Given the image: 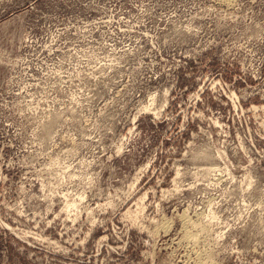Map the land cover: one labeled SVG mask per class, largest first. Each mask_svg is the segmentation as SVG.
<instances>
[{
    "label": "rangeland",
    "instance_id": "1",
    "mask_svg": "<svg viewBox=\"0 0 264 264\" xmlns=\"http://www.w3.org/2000/svg\"><path fill=\"white\" fill-rule=\"evenodd\" d=\"M0 264H264V0H0Z\"/></svg>",
    "mask_w": 264,
    "mask_h": 264
},
{
    "label": "bare ground",
    "instance_id": "2",
    "mask_svg": "<svg viewBox=\"0 0 264 264\" xmlns=\"http://www.w3.org/2000/svg\"><path fill=\"white\" fill-rule=\"evenodd\" d=\"M227 1H229V0H227Z\"/></svg>",
    "mask_w": 264,
    "mask_h": 264
}]
</instances>
